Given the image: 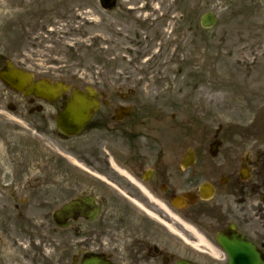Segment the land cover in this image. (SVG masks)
Listing matches in <instances>:
<instances>
[{
	"label": "flooded vegetation",
	"instance_id": "af4514ba",
	"mask_svg": "<svg viewBox=\"0 0 264 264\" xmlns=\"http://www.w3.org/2000/svg\"><path fill=\"white\" fill-rule=\"evenodd\" d=\"M50 45L40 63L0 51V72L69 88L0 81V264H264V86L217 103L213 81L199 95L172 73L84 81ZM88 88L97 110L65 135L70 92Z\"/></svg>",
	"mask_w": 264,
	"mask_h": 264
},
{
	"label": "rangeland",
	"instance_id": "374dc122",
	"mask_svg": "<svg viewBox=\"0 0 264 264\" xmlns=\"http://www.w3.org/2000/svg\"><path fill=\"white\" fill-rule=\"evenodd\" d=\"M207 12L217 24L204 31ZM4 23L10 32L2 36ZM1 40V53L34 63L51 43L48 63L84 81L129 75L159 83L172 73L166 79L197 86L199 95L213 81L217 103L264 86V0H117L113 12L98 0H0Z\"/></svg>",
	"mask_w": 264,
	"mask_h": 264
},
{
	"label": "water",
	"instance_id": "95a60500",
	"mask_svg": "<svg viewBox=\"0 0 264 264\" xmlns=\"http://www.w3.org/2000/svg\"><path fill=\"white\" fill-rule=\"evenodd\" d=\"M111 5H112V2L106 1L107 7L111 8ZM214 24H215V19L213 18L212 14H207L202 18L201 26L203 28H210ZM5 76L6 77H3L2 80L6 82L10 88L15 90L16 92H21L23 95L49 97V96H52L54 93L53 91L55 88H51V91L44 92L43 90H39L37 86L33 87L30 83V77L24 75L23 73L17 70L10 69V72ZM89 95H92V94H89ZM85 96L86 95H83L77 92L72 94V98L85 97ZM82 104L83 103H80V102L69 104L67 106V109L65 110V114L73 121H79V122L85 123L87 120L91 118L92 114L94 113V110L92 109L74 110L73 109L75 106H79V105L82 106ZM83 105L87 107L90 106V104H86V103H84ZM73 117H76V119Z\"/></svg>",
	"mask_w": 264,
	"mask_h": 264
}]
</instances>
